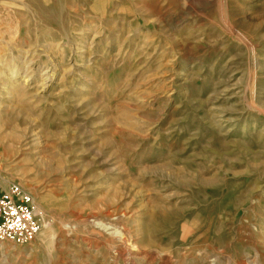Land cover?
<instances>
[{
	"label": "rangeland",
	"instance_id": "374dc122",
	"mask_svg": "<svg viewBox=\"0 0 264 264\" xmlns=\"http://www.w3.org/2000/svg\"><path fill=\"white\" fill-rule=\"evenodd\" d=\"M13 184L0 264H264V0H0Z\"/></svg>",
	"mask_w": 264,
	"mask_h": 264
},
{
	"label": "built area",
	"instance_id": "2783aa9c",
	"mask_svg": "<svg viewBox=\"0 0 264 264\" xmlns=\"http://www.w3.org/2000/svg\"><path fill=\"white\" fill-rule=\"evenodd\" d=\"M40 229L30 194L17 184L0 192V240L28 244Z\"/></svg>",
	"mask_w": 264,
	"mask_h": 264
},
{
	"label": "bare ground",
	"instance_id": "6f19581e",
	"mask_svg": "<svg viewBox=\"0 0 264 264\" xmlns=\"http://www.w3.org/2000/svg\"><path fill=\"white\" fill-rule=\"evenodd\" d=\"M230 25H232L231 22H230ZM36 212H37V211H36ZM108 214L110 215V213H108ZM47 226H48V225H46V227H47ZM44 233H45V231H40V232H39V235L43 236Z\"/></svg>",
	"mask_w": 264,
	"mask_h": 264
}]
</instances>
